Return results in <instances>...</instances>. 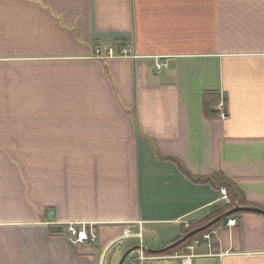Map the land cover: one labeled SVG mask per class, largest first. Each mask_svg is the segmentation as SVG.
Masks as SVG:
<instances>
[{"label": "crops", "instance_id": "obj_1", "mask_svg": "<svg viewBox=\"0 0 264 264\" xmlns=\"http://www.w3.org/2000/svg\"><path fill=\"white\" fill-rule=\"evenodd\" d=\"M223 179L264 209V0H0V264L163 248ZM216 229L199 258L264 264L263 213Z\"/></svg>", "mask_w": 264, "mask_h": 264}, {"label": "built area", "instance_id": "obj_2", "mask_svg": "<svg viewBox=\"0 0 264 264\" xmlns=\"http://www.w3.org/2000/svg\"><path fill=\"white\" fill-rule=\"evenodd\" d=\"M102 50L98 48V53L100 54ZM109 55H114L115 50L110 47L108 50ZM168 66L167 62L158 61L156 63V69L161 70L162 68H166ZM216 110L218 111V115L221 118L228 117V110L226 107V103L224 100H221L217 106ZM221 193L225 203H230L231 200L228 197L226 187L221 188ZM238 224V218H231L228 220L227 225L229 227L236 226ZM82 228H79L78 224L69 223L66 228L62 232V234L66 235L72 242L75 243H96L98 241V234L96 230L92 226L80 225ZM186 229L190 227L189 224H186ZM219 233L218 229L214 228L211 231L203 233L201 236L196 237L187 244L183 249L174 251L169 254H149L143 247H139L128 254L126 257L125 264H194V258L199 257V254L195 253V248L202 244V242H207L209 246H211V240L214 235ZM136 235L140 239V243L142 245V233L133 232L129 228H125L122 234L121 239L129 238ZM105 251L102 253V263L105 257Z\"/></svg>", "mask_w": 264, "mask_h": 264}, {"label": "trees", "instance_id": "obj_3", "mask_svg": "<svg viewBox=\"0 0 264 264\" xmlns=\"http://www.w3.org/2000/svg\"><path fill=\"white\" fill-rule=\"evenodd\" d=\"M215 101H216V99L212 98L210 100V102L207 103V105H206V110L207 111L210 110V108L212 106V103H214ZM210 104H211V106H210ZM206 179H211V178L210 177H207ZM217 186H218L219 189H221L222 187H226L227 194H228V197L230 198L231 202L230 203H226L225 206L219 212H217L214 216H211L205 222H201V223H198V224H195V225H192V226L190 225V227L188 229H186V230L183 231L182 235L179 238H177L175 241L167 244L166 246H169L170 244H172V243L176 242L177 240L181 239L183 236H185L189 232H191V231H193V230H195V229H197L199 227H202V226L206 225L207 223H209V221H212V219L217 218L218 216H220V215H222V214H224V213H226V212L234 209L237 206L252 207L251 204L244 199V197L242 196L241 192L238 190V188L236 187V185L233 182H231V180L223 179V180L217 181ZM239 212H243V211L235 212L232 215L227 216L225 218L233 217L236 213H239ZM223 220L218 221L214 225L206 228L203 231L198 232L197 234L193 235L192 237H189L185 241L179 243L178 245H176V246H174L172 248L167 249L164 252H156V253H153V252H150V251H147V250L146 251L149 254H169V253H172L174 251L181 250L187 244H189L191 241H193V239H195L196 237H199L203 233L208 232V231H211L212 229L216 228L218 225H220L222 223Z\"/></svg>", "mask_w": 264, "mask_h": 264}, {"label": "water", "instance_id": "obj_4", "mask_svg": "<svg viewBox=\"0 0 264 264\" xmlns=\"http://www.w3.org/2000/svg\"><path fill=\"white\" fill-rule=\"evenodd\" d=\"M238 211H254V212H259V213H263L264 214V209L259 208V207H253V206L252 207H242V206H237L234 209H232V210H230V211H228V212H226V213L218 216L217 218L213 219L212 221H210L206 225H204L202 227H199V228H197V229L189 232L188 234H186L185 236H183L181 239H179L176 242L170 244L169 246H166V247H163V248H160V249H151V248H149L147 246H144V245L135 246V247H133V248H131V249H129V250H127L125 252V254L122 256L119 264H123L124 261H125V259H126V257L128 256V254L130 252H132L133 250L139 248V247H143L145 250L150 251V252H153V253H156V252H164L167 249L172 248V247L178 245L179 243L185 241L189 237H192L193 235L197 234L198 232L205 230L206 228H208V227L214 225L215 223H217L218 221H221L225 217L230 216L233 213L238 212Z\"/></svg>", "mask_w": 264, "mask_h": 264}, {"label": "rangeland", "instance_id": "obj_5", "mask_svg": "<svg viewBox=\"0 0 264 264\" xmlns=\"http://www.w3.org/2000/svg\"><path fill=\"white\" fill-rule=\"evenodd\" d=\"M224 203H225V201H224ZM79 228H82V226H80V224H79ZM132 242L133 241L131 239H129V243H132ZM149 245H152V246L154 245L156 247L162 246V244H158V243L154 242L153 240H151ZM106 249L107 248H105L104 250H106ZM125 250H126V245H123V246L116 245V246L112 247V249L110 250V252L108 254V263L109 264H119L122 256L124 255ZM101 257H102V254H101ZM213 262L214 261L210 260L209 258H199V257L194 258V264H214ZM124 264H125V262H124Z\"/></svg>", "mask_w": 264, "mask_h": 264}]
</instances>
